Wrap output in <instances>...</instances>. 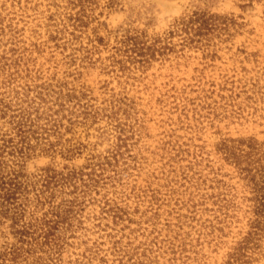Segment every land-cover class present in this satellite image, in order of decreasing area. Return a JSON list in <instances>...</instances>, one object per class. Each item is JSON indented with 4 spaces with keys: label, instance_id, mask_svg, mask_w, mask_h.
<instances>
[{
    "label": "rangeland",
    "instance_id": "rangeland-1",
    "mask_svg": "<svg viewBox=\"0 0 264 264\" xmlns=\"http://www.w3.org/2000/svg\"><path fill=\"white\" fill-rule=\"evenodd\" d=\"M0 264H264V0H0Z\"/></svg>",
    "mask_w": 264,
    "mask_h": 264
},
{
    "label": "trees",
    "instance_id": "trees-1",
    "mask_svg": "<svg viewBox=\"0 0 264 264\" xmlns=\"http://www.w3.org/2000/svg\"><path fill=\"white\" fill-rule=\"evenodd\" d=\"M217 18L205 12H196L188 19L180 22L179 28L184 31H193L195 36H201L210 31L216 25ZM193 40V38H191Z\"/></svg>",
    "mask_w": 264,
    "mask_h": 264
}]
</instances>
